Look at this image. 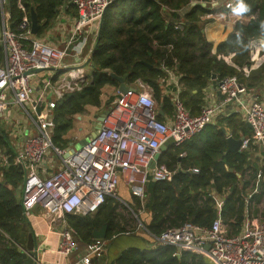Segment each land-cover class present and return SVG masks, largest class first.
<instances>
[{"label":"trees","instance_id":"trees-1","mask_svg":"<svg viewBox=\"0 0 264 264\" xmlns=\"http://www.w3.org/2000/svg\"><path fill=\"white\" fill-rule=\"evenodd\" d=\"M202 1L206 3L196 0H111L103 13L92 51L83 61L90 67L83 74L84 86L64 94L51 110L54 125L50 129L52 143L66 148L71 142L69 134L75 117L82 114L87 106H101L104 86L118 87V81L109 74L111 72L125 74V82L129 85L139 79L151 86L158 107L169 116L172 105L170 94L163 91L167 82L163 66L174 69L180 75L179 96L193 115L199 111L203 89L213 74L216 81L234 75L242 85L257 83L262 66L245 78L238 69L217 56L233 53L231 59L240 68L249 63L250 41L264 38V0H243L247 5V11L243 13L253 17L247 23L237 22L228 37L217 45L215 53L211 52V44L202 31L203 24L208 21L202 17L211 13L209 0ZM70 3L72 0L0 2V30L3 10L8 12L9 28L15 30L23 15L26 13L30 17L33 9L40 24L35 37H39L57 19L62 8L67 11L72 7ZM178 24L180 27H176ZM95 43L97 45L93 50ZM3 58L4 50L0 43V63ZM54 73L53 80L58 76L57 69ZM112 101L113 95L106 100L103 110L108 109ZM162 113L157 115L161 120ZM236 116L231 115L229 120L232 135L238 136V131L247 133L245 123ZM198 134L180 146L170 147L159 157L158 164H165L175 171L170 180H149L143 202L131 195L133 212L139 215L144 210L143 213L150 214L149 221L144 219V214L139 216L146 229L142 232L149 237L141 236L145 239V247L126 248L113 260L103 255L99 264H212L203 255L190 251L183 250L177 256L176 247L155 244L151 235L157 236L165 229L184 222L210 225L218 215L215 209L217 196L223 199L220 216L227 224L228 234L241 230L252 202L258 203L264 194V151L250 145L240 152H226V137L222 130L214 132L205 144L198 146ZM183 151H187V157L181 159L179 153ZM2 154L7 155V163L3 164L0 158V264H23L21 252L16 246L25 221L20 196H17L23 173L14 163L15 151L9 132L0 123V156ZM252 154L259 158L260 166L252 165ZM193 166L199 169L198 173L189 171ZM259 180L260 189L251 193L246 205L245 196L257 188ZM119 206L114 197L106 196L94 213L66 214V222L75 230L73 237L79 246L92 242L93 230L104 223H107L105 240L125 231ZM138 210L141 212L138 213Z\"/></svg>","mask_w":264,"mask_h":264},{"label":"built area","instance_id":"built-area-1","mask_svg":"<svg viewBox=\"0 0 264 264\" xmlns=\"http://www.w3.org/2000/svg\"><path fill=\"white\" fill-rule=\"evenodd\" d=\"M5 1L0 0L1 4ZM218 1L209 0V4L213 6ZM236 1L226 0L225 8H234ZM110 2L72 0L76 19L62 46L36 38L31 33L30 17L26 13L16 29H10L7 11L3 10L0 123L16 139L13 160L23 171L20 188L23 215L29 220L32 208L38 205L40 214L49 220L51 229L58 235L56 259L40 261L38 257L36 264H63L66 260L70 262L72 257L74 260L69 264H99L105 253L106 240L94 238L92 242L79 246L73 237L75 230L67 224L65 215L94 213L106 196L116 197L119 184L143 202L149 180H170L175 173L157 161L151 167L161 146L169 138H173L175 146L182 145L212 122L223 107L234 106L251 125V134L244 137L241 150L256 145L264 151V98L246 99V87L237 77L225 76L217 81V90L222 96L220 102L201 106L193 115L179 96L180 75L163 66L167 77L163 91L170 94L172 105L170 116L164 115L162 120L157 117L160 108L151 86L139 79L132 85L126 83L129 88L124 93L116 87L112 104L105 110L97 133L89 135L81 147L64 156L67 147L55 146L50 137V129L54 126L51 110L64 94L84 86L86 70L83 61L92 51L103 13ZM18 5L22 7L20 3ZM261 51L263 47L259 48L252 39L249 43L250 66L263 62L264 53ZM50 67L66 71L61 76L67 81L54 90H51L50 83L56 80H53L55 73ZM36 68L50 72L39 77L40 72H32ZM36 106L40 107L39 113ZM11 107L18 109L22 121L6 117ZM26 119L30 120L31 127L25 126ZM185 155L184 151L179 153V157ZM0 158L3 164L7 163V155L2 154ZM189 171L198 173L199 169L193 166ZM248 197L245 196L246 205L249 204ZM151 236L155 244L201 254L212 264H264V218L253 217L250 213L245 215L242 228L236 234H228L222 220L216 217L208 226L184 222ZM35 238L37 241L36 232ZM16 246L26 252L18 242Z\"/></svg>","mask_w":264,"mask_h":264},{"label":"crops","instance_id":"crops-1","mask_svg":"<svg viewBox=\"0 0 264 264\" xmlns=\"http://www.w3.org/2000/svg\"><path fill=\"white\" fill-rule=\"evenodd\" d=\"M225 2H226V0H219L213 6L208 5L209 6L208 8H210L211 10L214 9V11L213 12L211 11V13L206 14L202 17V18L208 20L203 24V33L205 35L207 42L211 44V52L212 53H215L217 45L220 42L224 41L228 37V35L233 30L234 25L237 22L247 23L250 20V16L247 14H244L243 12L236 14L233 12V8H228V9L225 8ZM71 6L72 7L68 8L67 11L65 10V8H62L60 10V13L57 16V19L54 21L55 24H52L49 27V29L45 31V34H42L40 36V38H43L44 40L46 39V40H48V42H50L51 44H54V45H59V46L65 45L66 38L68 37L67 32H68V30H71V28L73 27V24L75 22V19H76V8L74 7V5H71ZM187 9L188 8H185L184 10H187ZM7 14H8V12H7ZM253 43L256 44L259 48L263 47V51H261V54L264 53V38L263 37L253 38ZM232 55H233V53H229L227 55H218L217 57L224 59V61L226 63L234 66L236 69H238L242 73L243 77H245V78L248 77V75L250 74L251 71H254V70L256 71L262 66L261 73L259 75V81L254 80L257 83L250 82L249 83L250 85H247V84L244 85L246 87V93L244 94V97L246 99H249V100L256 99V98L257 99L264 98V67H263L264 66L263 65L264 60L258 66L257 65L256 66H250L251 62L249 61V63L244 64L240 68L235 63H233V61L231 59ZM221 56H225V58H223ZM259 60H260V58L257 61H259ZM88 70H86L85 72H87ZM246 70H248L247 73L245 72ZM50 71H52V70H50ZM50 71H47V73H49ZM46 74L41 75V73H39V77L44 76ZM180 87H181V85H180ZM115 89H116V87H113V86H104L102 88V94L100 97V104H101L100 107H103V105L106 103V100L111 95H114ZM193 92H195V90H193ZM33 97H34V95H33ZM221 98H222V96L220 95V93L217 90L216 78L211 77L206 88L203 89L202 103L198 106V109L200 110V107L204 106V105H216L220 102ZM86 109H88L86 111H88L89 113H94V112L97 113V111H98V108L96 106H92V107L87 106ZM8 111H9V113L6 117H10L13 120L22 121L20 113L18 112V109L16 107H11ZM102 111H105V110H101L100 112H102ZM99 113H98V115H99ZM162 115L164 118L163 113H162ZM165 115H167V114H165ZM231 115H237L236 117L241 118V120L245 123V121L243 119V115L241 113H239L238 111H236L234 106L228 105L226 107H223L221 109L220 113L213 119V121L210 122L209 124H207L199 132L198 138L196 139V144L199 143L198 146H202L203 144H205L210 139V137L213 135V133L218 131V130H222L225 133L226 138L228 136H232L235 139H238L241 136H244L245 138L248 137L251 134V129H249L246 126V124H245V126L248 130L247 133L244 134V133L238 131L237 132L238 136L232 135V128L229 126V120L232 119ZM80 118L81 117H78L79 120H80ZM90 119L91 118L88 119V122L90 121ZM81 124L82 125H80V126H76V128H72L70 131L69 137L71 138V142H73V145L76 141L79 143L84 138L87 139V137L82 135V134H84L85 130L83 129V127H84L83 122ZM75 130H77V133H74ZM33 131H34V129H33ZM89 135H90V133H89ZM76 139H78V140H76ZM69 144H68V147H69ZM226 144H227V141H226ZM174 146H175L174 144H170L169 146H167V148L164 151H166L170 147H171L170 149H172ZM78 148H76V149H78ZM227 149H228V144L226 145V152H229ZM240 149H241V147H240ZM164 151H160L159 157L161 156V154ZM185 152H186V156L180 157L181 159L187 157V151H185ZM229 153H232V152H229ZM251 158H252V165L253 166H260V162L257 161V159H259V158L256 157V155L252 154ZM258 182H257V184H258ZM257 184H256V187H257ZM260 185H261V183H260ZM119 187H122V192L128 196V198H126V197L125 198L131 199V195H130L128 189L123 184H119L117 188H119ZM259 189L256 188V189L249 191V193L246 196H250L254 190L258 191ZM114 198L116 199L117 197H114ZM216 199H217V205H216L215 209H216L217 214H218L217 217H219L222 220L223 224L226 226V229H228L227 224L224 222L222 216H220V211H221L223 199H222V197H219V196H217ZM130 211L133 213L132 209ZM139 212H141V210H138V213ZM143 212H144V210H142V212L139 213V215L144 214V219L146 221H149L150 214L149 213L148 214L143 213ZM38 213H39V217L33 221L30 220V218L32 217V213H31V216H29V221L32 224L33 230L37 234V242H38V249H39L38 257H39L40 261H52V260L56 259L55 248H56L57 236H58L57 231L51 229L49 220L45 219V217H43L40 214V209L38 210ZM249 213L253 217L264 218V194L258 203H256L254 201V203L249 208ZM140 225L142 226V229L144 230L145 228L143 227L141 222H140ZM123 227H125V231L116 233L112 236V238L110 240H106L107 246L105 249L104 256L108 260L115 259L126 248H129V247L143 248V247H145V241H144L145 239L142 238L143 235L138 234L137 229L136 230H133V229L128 230L126 228V225H123ZM241 228H242V226H241ZM182 251L183 250H181V249H177V253H176L177 256H179ZM69 263L70 262L67 260L63 261V264H69Z\"/></svg>","mask_w":264,"mask_h":264},{"label":"water","instance_id":"water-1","mask_svg":"<svg viewBox=\"0 0 264 264\" xmlns=\"http://www.w3.org/2000/svg\"><path fill=\"white\" fill-rule=\"evenodd\" d=\"M72 4V3H70ZM203 4V3H202ZM236 6V5H235ZM40 28V24L38 23V19L36 16V13L33 9H31L30 11V30L31 33L33 35H37L38 30ZM100 28L98 29V34H99ZM203 31V29H202ZM97 43H95L93 50L96 48ZM50 70H53L54 68L50 67ZM43 68H36L33 69L32 72H41L43 71ZM111 77L115 78L118 81V90L121 93H124L127 91V89L129 88L128 85L125 82V77L126 75H116L115 73L111 72L109 73ZM215 74L212 75V78H215ZM36 112L39 113L40 112V107L36 106ZM158 113H162L161 110H158ZM106 112L102 111L99 113V115L96 117V122L94 125V128L92 129V131L90 132V136H94L99 127H100V123L103 119V117L105 116ZM246 126L251 129V125L248 122H245ZM244 139V136H241L238 139L233 138L232 136H228L226 138L227 144H228V151L229 152H240V145L242 143ZM86 138H84L81 142L78 143V147H81L85 142H86ZM174 140L173 138H169L168 141L163 144L160 148L161 151H164L167 146H169L170 144H173ZM74 150H76V148L73 145V142H70L69 147H67V151L64 153V156H68L69 154H71ZM159 158V154L155 155L154 160L151 163V167H153L156 163V161H158ZM20 172L22 171V167L21 165L17 166ZM237 176L240 178L239 174H237ZM260 181L257 184V188H260ZM22 185L18 186V190H17V196H20V188ZM134 213V212H133ZM135 214V213H134ZM137 216V214H135ZM25 221L22 223L20 231H19V240L18 243L21 244L22 246L25 247L26 252L21 251L20 248H18V250L21 252L22 255V259H23V264H36L37 259H38V252H37V241L35 238V232L33 230L32 224L31 222L28 220L27 217H25L23 215ZM106 230H107V223H104L100 228L98 229H94L92 232V236L93 238H101L104 239L106 236ZM209 247V245H207V248Z\"/></svg>","mask_w":264,"mask_h":264},{"label":"rangeland","instance_id":"rangeland-1","mask_svg":"<svg viewBox=\"0 0 264 264\" xmlns=\"http://www.w3.org/2000/svg\"><path fill=\"white\" fill-rule=\"evenodd\" d=\"M211 11L213 12L214 9H212ZM53 24H55V22ZM67 33H69V30H68ZM43 34H45V33H43ZM36 38L43 39V38H40V36L36 37ZM88 69H90V67L85 64V70H88ZM47 71L48 70H43L40 73H41V75L42 74H46ZM57 72H58V77L56 78L55 81H52V83H50L51 90H54L57 86L65 83L67 81L66 79H64V77L61 76V75H64L66 73V71L57 70ZM114 95H115V93H114ZM114 95H113V99H114ZM154 99H155V97H154ZM97 108H98L97 113L96 112L89 113L88 111H86L88 109H85V111L82 112V114L76 116L75 119L73 120V127L72 128H76V126L82 125L81 123L83 122V125H84L83 129L85 131H84V134H82V135H84L85 137H88L90 131H92V129L94 128V125H95V122H96V117L98 116V113L101 110H103V107H97ZM78 117H81L80 120L78 119ZM21 118H23V117H21ZM89 118H91V119L88 122ZM24 123H25L26 127H31L32 126L30 120H28V119H26L24 121ZM11 128H12V126H11ZM74 133H77V130H75ZM11 139H12V145H14L16 143V139L14 137L13 138L11 137ZM76 140H78V139H76ZM74 147L78 148V142L77 141L74 143ZM22 179H23V177H22ZM21 183H22V180H21ZM115 193H116V197H117L116 200L120 204V206L118 207V212L123 215V220H124V223L126 225V228L128 230H132V229L136 230L137 229L139 235H143V237L149 238L147 236V234L142 232L143 229H142V226L140 225V220H139V216L140 215H138L137 212H134L135 214H137V216H136L134 213H132L130 211L131 209H134L133 208L134 205H133L132 200L131 199H126V198H128V196L125 193L122 192V187L117 188ZM38 210H39V206L38 205H36L34 208H32V211L30 212V216H31V213H32V217L30 218L31 221H33V220H35V219H37L39 217ZM105 244L107 246V242ZM70 260L73 261L74 257H72V259H70Z\"/></svg>","mask_w":264,"mask_h":264},{"label":"clouds","instance_id":"clouds-1","mask_svg":"<svg viewBox=\"0 0 264 264\" xmlns=\"http://www.w3.org/2000/svg\"><path fill=\"white\" fill-rule=\"evenodd\" d=\"M244 11H247V5L243 2V0H237V4L233 8V12L239 14Z\"/></svg>","mask_w":264,"mask_h":264},{"label":"flooded vegetation","instance_id":"flooded-vegetation-1","mask_svg":"<svg viewBox=\"0 0 264 264\" xmlns=\"http://www.w3.org/2000/svg\"><path fill=\"white\" fill-rule=\"evenodd\" d=\"M68 147V146H67Z\"/></svg>","mask_w":264,"mask_h":264}]
</instances>
